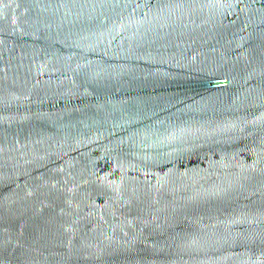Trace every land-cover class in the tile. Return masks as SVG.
Here are the masks:
<instances>
[{
	"label": "water",
	"instance_id": "water-1",
	"mask_svg": "<svg viewBox=\"0 0 264 264\" xmlns=\"http://www.w3.org/2000/svg\"><path fill=\"white\" fill-rule=\"evenodd\" d=\"M0 264H264V0H0Z\"/></svg>",
	"mask_w": 264,
	"mask_h": 264
}]
</instances>
